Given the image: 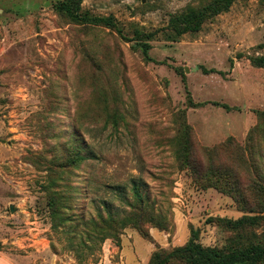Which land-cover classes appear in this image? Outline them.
Here are the masks:
<instances>
[{
	"label": "rangeland",
	"instance_id": "obj_1",
	"mask_svg": "<svg viewBox=\"0 0 264 264\" xmlns=\"http://www.w3.org/2000/svg\"><path fill=\"white\" fill-rule=\"evenodd\" d=\"M212 2L0 0L10 264L264 246V0L180 33Z\"/></svg>",
	"mask_w": 264,
	"mask_h": 264
},
{
	"label": "trees",
	"instance_id": "obj_2",
	"mask_svg": "<svg viewBox=\"0 0 264 264\" xmlns=\"http://www.w3.org/2000/svg\"><path fill=\"white\" fill-rule=\"evenodd\" d=\"M234 1L235 0H213V2L208 6L209 8H206V11L204 10L203 13L188 18L189 21L195 22V25L192 27L189 25V23L188 25L186 24L180 29V33L198 31L200 25L206 19L216 16L219 13L229 9ZM227 148H231V144H223L222 146L215 147L213 148V153H218L221 151L226 152ZM231 182L235 186L237 193L238 189L241 188L240 180L234 178L231 180ZM248 220L251 221L253 219L249 218ZM243 221H245V219H241L234 224L235 226H239L243 223ZM183 255L189 258L192 264H257L264 260V246L251 245L247 248L235 249L227 253H220L218 251H206L199 245L189 244L184 248L176 249L169 254L170 257ZM159 256H161L159 253H153L149 264H151L153 260L154 262L155 260H158Z\"/></svg>",
	"mask_w": 264,
	"mask_h": 264
},
{
	"label": "crops",
	"instance_id": "obj_3",
	"mask_svg": "<svg viewBox=\"0 0 264 264\" xmlns=\"http://www.w3.org/2000/svg\"><path fill=\"white\" fill-rule=\"evenodd\" d=\"M209 140L211 137L206 136ZM125 264H147V262L150 261V256L143 260L141 253L137 249V247L134 245L131 248H126L125 250ZM141 260V261H140ZM11 258L8 256V254L0 252V264H10ZM107 264V263H105Z\"/></svg>",
	"mask_w": 264,
	"mask_h": 264
},
{
	"label": "water",
	"instance_id": "obj_4",
	"mask_svg": "<svg viewBox=\"0 0 264 264\" xmlns=\"http://www.w3.org/2000/svg\"><path fill=\"white\" fill-rule=\"evenodd\" d=\"M11 209L13 210V207H11Z\"/></svg>",
	"mask_w": 264,
	"mask_h": 264
}]
</instances>
